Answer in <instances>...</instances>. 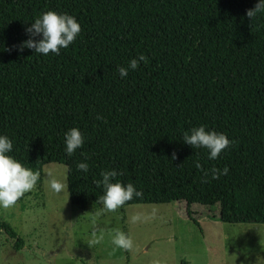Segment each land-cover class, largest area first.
I'll list each match as a JSON object with an SVG mask.
<instances>
[{
	"label": "trees",
	"instance_id": "trees-1",
	"mask_svg": "<svg viewBox=\"0 0 264 264\" xmlns=\"http://www.w3.org/2000/svg\"><path fill=\"white\" fill-rule=\"evenodd\" d=\"M256 2L0 0V134L12 140L9 155L41 175L46 163L64 164L70 203L80 208L97 202L96 181L114 168L113 182L143 193L125 205L181 202L196 225L199 215L264 223V12L246 16ZM49 10L75 17L77 38L58 55L18 51L25 28ZM140 55L121 79L118 67ZM200 125L231 141L214 160L183 142ZM72 127L84 143L67 156ZM224 167L226 175L203 182L205 171ZM0 231L23 247L2 218Z\"/></svg>",
	"mask_w": 264,
	"mask_h": 264
},
{
	"label": "rangeland",
	"instance_id": "rangeland-1",
	"mask_svg": "<svg viewBox=\"0 0 264 264\" xmlns=\"http://www.w3.org/2000/svg\"><path fill=\"white\" fill-rule=\"evenodd\" d=\"M65 167L44 164L41 185L14 206L0 208V218L24 242L15 249L14 239L0 231V264H264V223H227L199 215L196 225L181 202L125 205L103 213L93 226L90 215L102 207L98 202L80 208L70 203L67 190L55 194L48 187V173L62 179ZM134 215L140 219L131 222ZM114 229L131 236L133 247H115ZM93 231L103 239L89 245Z\"/></svg>",
	"mask_w": 264,
	"mask_h": 264
},
{
	"label": "clouds",
	"instance_id": "clouds-1",
	"mask_svg": "<svg viewBox=\"0 0 264 264\" xmlns=\"http://www.w3.org/2000/svg\"><path fill=\"white\" fill-rule=\"evenodd\" d=\"M260 12H264V0H257L254 7L246 11V16L251 19ZM80 31V24L75 17L67 13H57L49 10L41 13L25 28L29 38L21 43L18 51L28 48L42 56H47L49 53L58 55L61 49L68 48L77 38ZM144 61L145 57L143 55L130 59L126 67H118L119 77L121 79L125 78L129 70L137 69L138 64ZM183 142L190 145L191 148L206 149L210 160L216 159L231 143L224 133L210 129L206 130L204 125L193 127L185 132ZM63 143L65 155L71 156L77 149L82 147L84 136L78 128L72 127L64 132ZM12 149V140L8 136L0 134V208L14 206L26 193L34 190L38 180L41 179V174L38 170L23 166L21 162L9 155ZM172 159H175L174 153ZM86 160L87 158L76 165V168L82 173H87L89 170ZM194 163L199 169V162L194 161ZM69 171L70 169L67 167L64 168L62 179H57L51 172L48 173V187L51 192L59 194L68 189L67 175ZM227 173V167L219 171L212 168L210 171H205L203 182H207L209 175L211 179H219L220 176ZM118 175L119 173L114 168L101 171V179L96 181L98 185L103 186V194L97 198V202L102 207L90 215V223L93 226L97 224V219L103 213L115 212L127 202L133 200V198H140L143 195L142 191L138 190L132 183L122 184L118 180L113 182ZM130 219L131 222H136L140 217L134 215ZM102 239L103 234L97 235V232L93 231L88 244H99ZM111 242L115 247L125 250L133 247L131 236L119 229L112 230Z\"/></svg>",
	"mask_w": 264,
	"mask_h": 264
}]
</instances>
